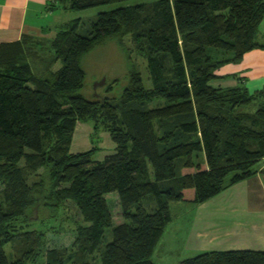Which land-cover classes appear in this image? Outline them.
<instances>
[{"label": "trees", "instance_id": "16d2710c", "mask_svg": "<svg viewBox=\"0 0 264 264\" xmlns=\"http://www.w3.org/2000/svg\"><path fill=\"white\" fill-rule=\"evenodd\" d=\"M124 1L54 0L47 9ZM263 16L264 0H155L71 19L52 38L1 43L0 264L36 263L47 219L67 201L82 219L73 243L82 256L97 252L98 264H155L169 202L201 204L255 175L264 159V86L250 91L241 82H212L222 65L260 46L255 35ZM124 35L146 59L151 87L131 69L117 101L85 98L83 56L102 39ZM155 100L162 104L148 107ZM85 121L94 131L103 126L115 144L100 160L95 147L71 152L75 126ZM111 192L123 218L117 224L106 199ZM150 195L152 210L143 204ZM17 239L24 247L10 260L5 245ZM44 255V264L64 263L58 249ZM178 264H264V251L207 250Z\"/></svg>", "mask_w": 264, "mask_h": 264}, {"label": "rangeland", "instance_id": "374dc122", "mask_svg": "<svg viewBox=\"0 0 264 264\" xmlns=\"http://www.w3.org/2000/svg\"><path fill=\"white\" fill-rule=\"evenodd\" d=\"M152 1L155 0H127L122 3L100 5L79 11L59 10L54 12L52 18L54 26H57L77 17L92 20L98 12L114 8L119 4L148 3ZM209 51L213 53L216 49L209 48ZM81 64L85 71V80L80 93L89 100L106 97L117 101L128 83V74L131 69L140 72L145 88L151 87L146 59L136 52L130 35L111 36L102 39L83 56ZM60 65L59 61L53 69H57ZM102 79H104V82L98 84ZM161 104L162 101L155 100L149 103L148 107ZM252 110L253 108L249 107L243 111ZM168 123H172V121ZM159 126V123L155 124L158 135L162 133ZM92 147H95L93 158L100 160L107 153L114 150L115 144L109 132L103 126H99L94 131L93 124L90 121L79 122L73 134L71 152L84 151ZM106 199L113 223L117 224L123 221L117 193H108ZM210 201L204 204L183 201L169 202L170 221L166 224L151 257L155 264H178L180 260L195 256L202 251L219 250L218 248L229 246L238 241V243H241L240 235L229 229L236 226L238 220H228L223 213L217 212L218 205L214 207V202ZM143 204L148 210L154 209L156 207L154 196L146 197ZM48 215L47 213L44 218H47ZM55 215L54 219H47L49 228L46 230L39 259L32 264H44V252L47 249L60 250L64 259L63 264H81L83 260L90 264H98L99 254L97 252L85 253L82 256L77 247L73 246L77 224L82 223L74 204L67 201ZM234 216V218H238V215ZM33 219L31 225L35 227L38 223V216ZM225 220L228 221L225 222ZM108 240H110V233L107 230L104 241ZM23 247V240L17 239L5 245V252L10 260L16 259L20 257ZM68 256L71 257L67 259ZM28 264L31 263L28 262Z\"/></svg>", "mask_w": 264, "mask_h": 264}, {"label": "crops", "instance_id": "0c3cea01", "mask_svg": "<svg viewBox=\"0 0 264 264\" xmlns=\"http://www.w3.org/2000/svg\"><path fill=\"white\" fill-rule=\"evenodd\" d=\"M49 3H54V0H0V44L17 41L24 35L52 38L58 26H54L52 17L54 12L63 9L48 10ZM255 41L260 46L247 51L240 61L224 64L216 71L219 78L212 82L213 85L231 87L241 82L250 91L264 86V16ZM257 166L255 175L231 185L211 201L204 202H214V207L218 205L217 212L223 213L228 220H238L236 226L229 229L240 235L241 243L234 242L219 250L264 251V173L261 172L264 159ZM234 215H238V218H234Z\"/></svg>", "mask_w": 264, "mask_h": 264}, {"label": "water", "instance_id": "95a60500", "mask_svg": "<svg viewBox=\"0 0 264 264\" xmlns=\"http://www.w3.org/2000/svg\"><path fill=\"white\" fill-rule=\"evenodd\" d=\"M102 81L104 82V79H102ZM102 81L100 83H98V84H102L103 83Z\"/></svg>", "mask_w": 264, "mask_h": 264}, {"label": "flooded vegetation", "instance_id": "af4514ba", "mask_svg": "<svg viewBox=\"0 0 264 264\" xmlns=\"http://www.w3.org/2000/svg\"><path fill=\"white\" fill-rule=\"evenodd\" d=\"M103 82V81H102Z\"/></svg>", "mask_w": 264, "mask_h": 264}]
</instances>
